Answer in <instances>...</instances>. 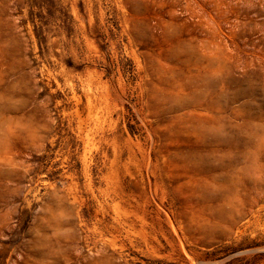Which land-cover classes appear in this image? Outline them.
I'll return each mask as SVG.
<instances>
[{
  "label": "rangeland",
  "instance_id": "374dc122",
  "mask_svg": "<svg viewBox=\"0 0 264 264\" xmlns=\"http://www.w3.org/2000/svg\"><path fill=\"white\" fill-rule=\"evenodd\" d=\"M0 264H264V0H0Z\"/></svg>",
  "mask_w": 264,
  "mask_h": 264
}]
</instances>
